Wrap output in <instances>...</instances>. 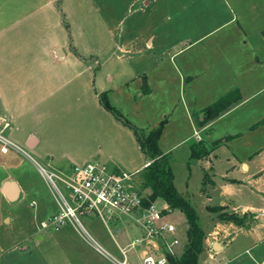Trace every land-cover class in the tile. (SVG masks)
I'll use <instances>...</instances> for the list:
<instances>
[{"label": "crops", "instance_id": "obj_1", "mask_svg": "<svg viewBox=\"0 0 264 264\" xmlns=\"http://www.w3.org/2000/svg\"><path fill=\"white\" fill-rule=\"evenodd\" d=\"M237 5V0H0V133L44 166L64 169L96 160L139 171L148 159L133 128L101 104L99 93L105 91L136 126L149 129L165 119L158 145L166 158L184 146L186 160H202L208 166L204 180L218 190L215 202L206 204L215 216L202 237L209 258L243 230L252 243L242 251L255 250L243 264H264V123L255 124L264 117V0L251 2L249 16ZM236 87L240 99L202 121V109ZM189 141L204 144L199 158L190 157ZM7 180L16 182L14 199L1 189ZM173 183L189 198L174 175ZM31 191L30 183L0 178L7 203ZM206 200H213L209 192ZM56 207L41 205L32 216L35 231L4 240L0 264H120L123 258L139 264L137 247L124 257L117 245L142 233L137 224L125 225L115 239L86 227L92 241L70 224L43 227ZM223 211L257 220L245 226L221 218ZM186 231L180 237L176 227L179 256Z\"/></svg>", "mask_w": 264, "mask_h": 264}, {"label": "built area", "instance_id": "obj_2", "mask_svg": "<svg viewBox=\"0 0 264 264\" xmlns=\"http://www.w3.org/2000/svg\"><path fill=\"white\" fill-rule=\"evenodd\" d=\"M195 134L200 138L197 131ZM0 141L2 152H6L10 147L23 150L20 145L1 133ZM34 162L52 186L58 206L53 214L41 221L43 227L56 229L70 224L93 241L80 216L97 217L112 238L115 236L113 228L118 223L133 219L142 233L127 241L117 242L124 257L126 251L134 247H137L141 264H171L169 255L179 256L175 250V246L180 242L176 234V224L164 219L173 207L168 203L158 205L155 199L145 204L146 194L133 185L132 172L96 160L73 163L64 169L51 167V170ZM149 163L147 160L144 166ZM58 181H61L64 189L59 187ZM119 263L126 264L125 258Z\"/></svg>", "mask_w": 264, "mask_h": 264}, {"label": "rangeland", "instance_id": "obj_3", "mask_svg": "<svg viewBox=\"0 0 264 264\" xmlns=\"http://www.w3.org/2000/svg\"><path fill=\"white\" fill-rule=\"evenodd\" d=\"M237 1L238 5L236 6V9L245 16H249V6L251 2H254L255 0ZM243 23L248 27L249 25L251 27L253 24L249 19H246ZM224 30L225 28L222 31ZM261 97H264V94L260 96V99ZM256 101V103L263 102V100ZM161 143L162 146H164L166 142L161 141ZM191 143L195 144V141H189L188 145L190 146ZM1 145L2 142L0 141V147ZM203 149L206 150L205 146ZM8 150L9 152L0 151V178L15 179L21 184V186H25L26 183H30L33 187V191L27 193L26 196L19 198L18 201H8L9 203H7L5 199H2L3 196H1L2 194L0 192V249L4 248V240L8 239L9 236H13L15 232L29 233L31 231H35L38 221H34L32 216L33 213H37L38 207L43 204H45L47 208H51L55 204L57 205L52 186L45 180L43 174L40 173L38 169L39 167L36 165L34 160L23 150H15L13 147H10ZM184 152V146H178L168 154V162L171 164L170 167L174 175L176 186L180 188L181 191H184L189 195V198L186 199L193 206L196 212V220L198 225L202 228L203 233H206L212 228L215 219L214 213L211 212L206 204L215 202V196L218 193V190L217 188H213L215 183H212L210 179L204 180L206 175L203 167L205 166L206 169H208V166H206L202 160L198 162H188L185 158ZM143 156L147 157L146 155ZM196 158L199 157H195V159ZM37 159L42 161L39 157H37ZM45 166L48 170H51V166H48L47 164H45ZM124 170L133 173V185L136 186L140 191L144 192L146 196L151 192L149 186L145 185L144 183V174L147 171L146 166H143L139 171H130L127 169ZM58 185L61 189H64L61 181H58ZM207 192L212 195V201L206 200ZM31 199H35L34 206L30 205ZM155 202L158 205H163L165 203L161 198L158 197L155 198ZM217 209L222 210L221 207H218ZM221 213L227 212H220V215ZM10 214L11 219L9 221L7 217ZM80 218L85 226L94 235L111 238L103 223L97 217L80 216ZM164 219L173 221L176 224L177 232L179 233L180 237L186 238L185 234H187L186 230L188 229V223L185 213L180 208H170L169 212H167V214L164 216ZM241 219L243 221V225L245 226L251 224L254 222V220H257V218L245 214L241 216ZM136 224L137 223L133 219H131V222L127 224L119 223V229L115 230V228H117L115 226L113 228V233L115 237H119L125 233V225L131 227L132 225ZM217 230L219 234H216V236L219 237L222 230L221 228H218ZM251 243L252 238L246 234L245 231H239L237 232L235 240L232 242V244L228 246L226 250L220 252L219 255L217 254L218 257L215 254V256L209 258L207 248L202 247L198 254V264H205L206 261H208L207 259H210L213 264H243L250 262L251 254L255 252L253 249L254 247L249 248V252L242 250ZM179 245L180 244H177L175 247L178 248ZM180 250L181 247H179V251ZM215 250L218 251V249ZM129 251H133V249H130ZM239 252L242 253L232 257L234 254H238ZM135 259L139 264H141L138 258Z\"/></svg>", "mask_w": 264, "mask_h": 264}, {"label": "trees", "instance_id": "obj_4", "mask_svg": "<svg viewBox=\"0 0 264 264\" xmlns=\"http://www.w3.org/2000/svg\"><path fill=\"white\" fill-rule=\"evenodd\" d=\"M240 97L241 94L237 87L220 95L212 103L202 109V121L216 116L232 102L240 99ZM99 99L106 109L113 112L118 119H121L126 125L133 128L142 151L150 161L146 166L147 171L144 174V183L149 186L151 192L144 198V203L147 204L160 196L164 198L171 207L180 208L185 213L188 221L189 238L186 242V247L180 256L176 257L169 255L171 264H198V254L202 249L203 230L197 223V215L193 206L175 187L173 183V172L168 159L158 145V139L165 119L160 120L156 126L145 129L144 127L132 124L122 111L111 103L105 91L99 93ZM263 123L264 117L258 120L255 124ZM223 139L225 138H221L218 141H222ZM203 148L204 146L199 142H195V144L191 143L190 157H199L205 151ZM220 217L238 224H243L241 217L234 212L229 214L221 213Z\"/></svg>", "mask_w": 264, "mask_h": 264}, {"label": "water", "instance_id": "obj_5", "mask_svg": "<svg viewBox=\"0 0 264 264\" xmlns=\"http://www.w3.org/2000/svg\"><path fill=\"white\" fill-rule=\"evenodd\" d=\"M1 189L4 192V194L10 199H14L16 197L17 191H18L16 182L11 181V180L4 181V183L1 186ZM217 245H220V244L218 241H215L213 244V248L219 249L220 247Z\"/></svg>", "mask_w": 264, "mask_h": 264}]
</instances>
